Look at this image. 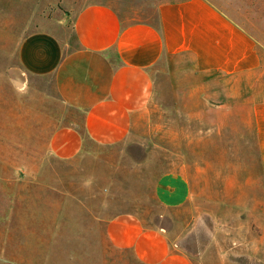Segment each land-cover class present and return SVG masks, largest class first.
I'll use <instances>...</instances> for the list:
<instances>
[{
	"label": "rangeland",
	"instance_id": "374dc122",
	"mask_svg": "<svg viewBox=\"0 0 264 264\" xmlns=\"http://www.w3.org/2000/svg\"><path fill=\"white\" fill-rule=\"evenodd\" d=\"M251 1L264 19V0ZM64 14L56 0H0V264H141L105 238L103 220L117 213L161 225L194 264H247L245 254L227 252L235 237L241 241L248 234L246 204L230 202L239 197L229 179L243 184L252 175L253 194L261 193L253 133L232 118L248 114L234 106L244 100L243 87L229 97L221 77L174 67L158 80L123 142L87 143L77 157L57 160L48 150L50 133L79 124L80 117L60 103L50 76L24 70L18 46L39 29L63 33L64 27L70 36ZM263 27L246 29L264 35ZM203 97L210 98L205 106ZM214 98L230 107L214 111ZM199 114L204 123L197 121ZM216 114L224 123L213 126ZM182 164L194 183L193 200L163 208L153 196L156 178ZM253 220V246L260 248L262 220L255 215Z\"/></svg>",
	"mask_w": 264,
	"mask_h": 264
},
{
	"label": "crops",
	"instance_id": "0c3cea01",
	"mask_svg": "<svg viewBox=\"0 0 264 264\" xmlns=\"http://www.w3.org/2000/svg\"><path fill=\"white\" fill-rule=\"evenodd\" d=\"M56 3L67 11L64 15L71 35L64 33V27L63 33L39 29L24 35L18 46L24 70L50 76L60 103L80 117L79 124L62 125L50 133L52 156L71 160L87 143L112 146L123 142L154 97L158 80L171 75L174 67L201 77H221L229 97L243 87L244 100L234 106L243 107L248 114L232 118L249 125L253 133L260 171L255 183L261 193L254 196L252 175H246L243 184L229 179L239 197L230 202L246 204L244 228L248 234L241 241L235 237L226 250L234 257L245 254L247 264H264V35L246 29L263 27L264 19L252 1ZM209 99L203 97L202 106ZM212 100L214 111L230 107L220 98ZM203 119V114L197 116L198 122L204 123ZM223 119L214 115L213 126L224 123ZM193 188L182 164L156 178L153 196L163 208H180L192 202ZM254 215L262 220L257 227L260 248L253 246ZM103 221L107 242L115 249L130 251L141 264H194L187 251L169 241L161 225H146L132 213H117Z\"/></svg>",
	"mask_w": 264,
	"mask_h": 264
}]
</instances>
